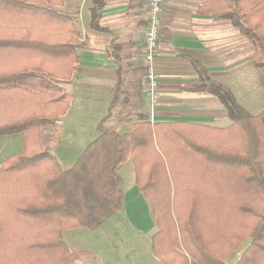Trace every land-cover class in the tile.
<instances>
[{
    "label": "trees",
    "instance_id": "16d2710c",
    "mask_svg": "<svg viewBox=\"0 0 264 264\" xmlns=\"http://www.w3.org/2000/svg\"><path fill=\"white\" fill-rule=\"evenodd\" d=\"M220 1L225 18L254 45L251 61L264 77V0ZM63 5L0 0V50L12 57L0 76V136L24 139L23 152L0 168V264H74L63 233L95 230L124 209L118 170L129 160L153 207L157 257L169 264H188L189 257L226 264L249 239L235 264H264V110L248 114L223 87L193 89L223 103L233 121L228 127L143 120L122 133L104 125L106 117L67 170L43 147L42 131L56 133L69 108L62 82L79 62L81 32L73 16L58 9ZM99 10L91 27L100 32ZM166 171L186 201L175 222L163 201Z\"/></svg>",
    "mask_w": 264,
    "mask_h": 264
},
{
    "label": "crops",
    "instance_id": "0c3cea01",
    "mask_svg": "<svg viewBox=\"0 0 264 264\" xmlns=\"http://www.w3.org/2000/svg\"><path fill=\"white\" fill-rule=\"evenodd\" d=\"M63 1L64 5L58 9L73 16L81 32L77 43L79 62L71 79L62 82L69 108L59 118L57 132L43 130L41 136L43 147L58 159L62 169L67 170L63 164L71 162L70 169L98 137V124L106 117L104 125L115 126L119 132L128 127L131 130L134 122L143 120L200 123L218 128L230 126L233 121L223 103L209 91L194 90L196 86L223 87L250 115L264 110V96L259 100L258 93L250 90L254 48L225 18L228 10H223L221 1L166 2L160 55L156 61L159 102L155 108L147 91L148 69L144 60L148 0ZM98 7L100 32L91 27L93 10ZM8 55L0 50V76L8 71V61H12ZM20 59H24L23 52H20ZM64 122L71 123V128L65 125L69 146L62 144ZM77 122H94L93 132L86 124L81 125L85 128H77ZM48 133L52 136L47 137ZM23 149L21 134L0 136V168L4 161ZM134 175L136 177L135 172ZM124 197L123 210L131 230L118 235L109 230L118 212L95 230L77 228L63 233L74 264H169L153 251L158 226L149 201L137 184L130 187ZM130 208L135 209L133 216ZM188 264L198 263L189 257Z\"/></svg>",
    "mask_w": 264,
    "mask_h": 264
},
{
    "label": "rangeland",
    "instance_id": "374dc122",
    "mask_svg": "<svg viewBox=\"0 0 264 264\" xmlns=\"http://www.w3.org/2000/svg\"><path fill=\"white\" fill-rule=\"evenodd\" d=\"M89 7H90V4L88 3ZM252 43L250 42V45ZM251 46H253L254 48V51H253V54L255 53V47L254 45L252 44ZM252 70L253 71H250V90H252L253 92H257L258 93V97H259V100L262 96H264V77L262 75V73L256 69V67L254 66V63H252ZM251 98L254 97V95H251L250 96ZM255 101V100H254ZM79 123L78 127L79 129L81 128H85L86 126L88 127V129L90 128V132L92 133L93 130L91 131V128L94 124V122H77ZM68 124L71 128V123L70 122H64V126H63V135H64V138L62 140V144L66 145V146H69L70 145V138L65 134V125ZM85 125V127L81 126V125ZM218 126L222 125V123H218L217 124ZM81 126V127H80ZM76 128V129H77ZM132 129V128H131ZM130 131V128H124L123 132L122 133H126V132H129ZM51 133H48L47 134V137H51ZM70 161V160H68ZM70 163L71 162H66L63 164V167L65 169H68L69 166H70ZM134 172H135V169H134V164L132 161H128L125 165H121L119 167V170H118V174L119 176L121 177V185H120V188L121 190L123 191V193H127L128 190L130 189V187L132 188L133 186H136L137 182H136V177L134 175ZM163 177H164V190L166 192V196L164 198V204H167L168 206V209L170 210V214H169V218L173 219L174 222L176 220H178L179 218V215H180V211L181 209L183 208L182 206H184L186 204V201H184L182 199V193L181 191L177 188H174L176 183L174 181V179L172 178V176L170 175L169 171H166L164 172L163 174ZM138 186V185H137ZM162 204V202H160ZM149 205H150V211L152 212V206L149 202ZM131 211H132V216L133 214H135V209L133 211V208H130ZM126 213H124V210H122L121 212H119L118 214V217L117 219H115L113 225H109L111 231L120 234H124L126 231H129L131 230V223H129V219L127 217H125ZM155 220V219H154ZM104 231H102V235L104 234L103 233ZM77 241H82L80 240L79 238H77ZM81 243V242H79ZM121 242H119L118 244H120ZM250 243V240H245L241 245L240 247L238 248L237 251H234V253L232 254V256L230 257V260L228 261V264H231V262L233 260H237L240 258V256L242 255V253L245 251V249L248 247ZM228 260V259H227ZM226 260V261H227ZM235 262V263H236Z\"/></svg>",
    "mask_w": 264,
    "mask_h": 264
},
{
    "label": "built area",
    "instance_id": "2783aa9c",
    "mask_svg": "<svg viewBox=\"0 0 264 264\" xmlns=\"http://www.w3.org/2000/svg\"><path fill=\"white\" fill-rule=\"evenodd\" d=\"M167 1L168 0H148L149 20L144 38V60L148 69L147 91L153 108H155L159 102V80L156 71V61L160 55L163 14Z\"/></svg>",
    "mask_w": 264,
    "mask_h": 264
}]
</instances>
